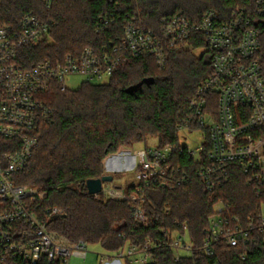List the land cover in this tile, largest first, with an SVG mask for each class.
<instances>
[{"label":"built area","instance_id":"2783aa9c","mask_svg":"<svg viewBox=\"0 0 264 264\" xmlns=\"http://www.w3.org/2000/svg\"><path fill=\"white\" fill-rule=\"evenodd\" d=\"M55 1L40 0L47 12ZM254 12L264 16V0H254ZM125 18L128 22L121 40H103L79 55L68 54L61 62H39L30 69L17 62L19 50L44 42L57 22L29 14L17 31L0 25V140L13 143L12 150L0 153V264H70L72 257L86 259L90 254L84 241L72 243L49 230L50 221L63 211L55 206L38 213L44 193L15 184L38 147L35 133L53 120L54 110L44 95L55 86L65 92L68 77H80L89 84L106 83L130 59L153 57L163 68L166 49L187 48L194 36L205 38L213 72L189 101L190 116L178 127V134L180 138L181 133L200 131L202 144L193 149L181 141L179 146L145 145L135 153L134 182L126 186L134 194L115 189V195L107 199L128 202L133 228H148L145 191L172 192L187 185L190 174L175 161L178 154H185L206 192L222 189L241 173L257 207L242 218L231 215L228 202L216 203L199 248L191 241L188 222L176 219V230H163L175 262L195 252L212 258L222 244L241 248L245 258L259 237L264 240V78L257 59L260 36L251 27L249 12L237 8L223 21L209 10L199 22L177 14L161 18L159 30L143 27L139 15ZM121 19L115 12L101 16L96 33L103 36ZM162 246L159 240L147 238L141 245L128 244L118 252L96 255L100 264H155L154 251Z\"/></svg>","mask_w":264,"mask_h":264},{"label":"trees","instance_id":"16d2710c","mask_svg":"<svg viewBox=\"0 0 264 264\" xmlns=\"http://www.w3.org/2000/svg\"><path fill=\"white\" fill-rule=\"evenodd\" d=\"M237 8L249 12L251 27L259 33L257 59L264 78V16L255 14L254 0H56L50 12L40 0H0V25L17 31L29 14L57 22L44 42L19 50L17 62L30 69L39 62H61L68 54L79 55L103 40H121L127 14L139 15L143 27L159 30L161 18L182 14L199 22L205 12L213 10L228 21ZM113 12L122 19L106 34L98 35L97 21ZM188 43L187 48L166 49L163 68L155 58L141 57L130 59L104 84L84 82L77 90L65 92L55 86L44 95L54 110L52 123L35 133L38 147L15 184L44 193L38 213L55 206L63 211L50 221L49 230L72 243L84 241L115 253L149 238L163 245L154 251L155 264H264V240L260 237L248 248L245 258L241 248L222 244L212 258L195 252L175 262L173 251L166 245L163 230H176L174 221L178 219L188 222L194 247H201L202 231L219 201L229 203L232 216L245 218L254 212L257 200L241 173L227 186L208 193L193 174L191 159L178 154L175 161L190 174V181L172 192L146 189L148 228H133L128 202L100 195L97 198L87 191L88 180L104 176L103 160L122 147L146 144L148 138L157 140L159 147L180 145L178 127L190 116L189 101L213 72L205 38L194 36ZM196 51L203 53L197 55ZM151 79L153 83L148 84ZM12 146L0 140V153L12 150ZM117 188L134 194L131 187Z\"/></svg>","mask_w":264,"mask_h":264},{"label":"rangeland","instance_id":"374dc122","mask_svg":"<svg viewBox=\"0 0 264 264\" xmlns=\"http://www.w3.org/2000/svg\"><path fill=\"white\" fill-rule=\"evenodd\" d=\"M197 55L203 53V51H196ZM84 80L80 77H68L65 81V86L68 90L75 91L82 84ZM104 84V83H103ZM180 141L183 145L188 146L190 149H193L195 146L202 144L203 136L200 131L193 132L191 134L181 133ZM157 140L154 138H148L147 143L136 144L131 148H120L119 151L115 154L108 155L102 163L104 176L111 175L114 178L112 183H104L103 191L100 193L101 198L107 199L110 196H114L118 187H126L128 184L134 182L135 175V164L136 151L142 149L145 145L155 146ZM112 155V156H111ZM108 159L109 162H108ZM119 194V193H118ZM117 194V195H118ZM103 196V197H102ZM99 198V197H97ZM88 250L90 254L86 259H80L77 257H72L70 264H100L99 257L96 254H106L100 246H89ZM123 264V263H121Z\"/></svg>","mask_w":264,"mask_h":264},{"label":"water","instance_id":"95a60500","mask_svg":"<svg viewBox=\"0 0 264 264\" xmlns=\"http://www.w3.org/2000/svg\"><path fill=\"white\" fill-rule=\"evenodd\" d=\"M148 84L153 83V80L146 81ZM114 181L113 176L107 175L100 179L88 180L86 182L87 191L90 195L96 196L103 191L104 183H112Z\"/></svg>","mask_w":264,"mask_h":264},{"label":"crops","instance_id":"0c3cea01","mask_svg":"<svg viewBox=\"0 0 264 264\" xmlns=\"http://www.w3.org/2000/svg\"><path fill=\"white\" fill-rule=\"evenodd\" d=\"M113 264H117V263H113Z\"/></svg>","mask_w":264,"mask_h":264}]
</instances>
